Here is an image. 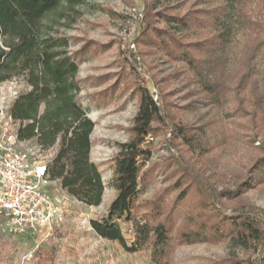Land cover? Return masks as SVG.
<instances>
[{
    "label": "trees",
    "instance_id": "1",
    "mask_svg": "<svg viewBox=\"0 0 264 264\" xmlns=\"http://www.w3.org/2000/svg\"><path fill=\"white\" fill-rule=\"evenodd\" d=\"M167 1H175L174 10H181L194 0ZM197 1L199 7L210 3L218 6L172 16L146 11L138 42L183 64L200 94L212 105L248 119L253 132L249 143L256 155L245 170L233 176L206 158L203 164L210 171L206 176L191 165L195 160L192 153L202 143L200 130L177 123L161 92L139 86L131 138L119 143L115 157L110 187L116 197L106 214L93 219L90 226L98 237L118 243L129 254L146 252L151 264H170L172 253L180 246L226 242L252 256L228 257L212 264H264V210L246 197L252 191L264 190V89L259 85L264 0ZM86 2L0 0V84L20 80L25 86L7 111L18 127L17 141L32 143L44 153L55 150L47 163L49 181L58 183L75 201L93 208L103 204L107 187L99 166L91 159L95 122L78 99L84 88L78 78L80 67L87 62L88 48L93 47L72 53L77 40L60 31L79 20V8ZM160 22L166 28L159 27ZM204 31L208 37L187 40L188 34L199 36ZM231 104L237 107L229 110ZM166 130V141L172 136L171 141L178 140L186 148L171 147L170 159L163 165L180 176L172 188L144 201L155 173V168L146 170L153 160V141ZM208 145L203 146V152ZM207 154L209 151L204 157ZM215 182L222 186L221 191ZM193 191L196 201L175 235L180 210ZM175 192L176 200L168 207L167 199Z\"/></svg>",
    "mask_w": 264,
    "mask_h": 264
},
{
    "label": "rangeland",
    "instance_id": "2",
    "mask_svg": "<svg viewBox=\"0 0 264 264\" xmlns=\"http://www.w3.org/2000/svg\"><path fill=\"white\" fill-rule=\"evenodd\" d=\"M86 1L79 8V20L70 29L60 31L77 40L71 49L72 53L88 46L93 47L88 48L87 62L80 67L78 78L83 81L84 88L78 99L87 111V116L95 122L91 136V159L99 166L107 187L103 204L87 207L69 197L58 183L48 184V195L59 210L57 221L41 236L17 237L9 233L4 220L0 219V264H151L146 252L129 254L118 243L98 237L90 226L93 219L106 214L116 197V191L110 187L114 178L115 157L119 143H126L131 138L133 120L139 108L136 95L139 86H148L154 93L161 92L162 99L177 123L200 130L202 143L192 153L195 160L191 165L196 170H202L206 176L210 173L207 169L209 166L203 164L206 158L208 163L217 165L220 171L233 176L238 170H245L244 166L256 155L253 145L249 143L253 132L248 119L212 105L208 97L200 94L183 64L172 61L157 48L138 42L146 21V11L155 16L159 13L186 15L201 7L214 8L218 6L216 3L199 7V1L194 0L181 10H174L176 2L167 0L161 3L159 0ZM158 26L166 28L165 23L160 22ZM207 35L208 32L204 31L202 35L188 34L186 37L187 40L196 41ZM261 67L263 73L259 85L264 89V55ZM24 87L20 80L0 84V138L3 134L12 138L17 135L18 127L7 117V111L17 94L25 90ZM236 107V104H231L228 109ZM168 132L164 131V135L153 141V160L146 170L155 168V173L149 180V189L143 195L144 201L153 200L164 189L172 188L180 176L163 166L170 159L171 147L186 149L178 140L171 141L172 136L167 137L166 141ZM207 142L210 143L206 150L209 154L204 157L206 152H203V146ZM15 146L31 159L37 157L45 162L55 152H40L28 142H18ZM200 153H203L202 157ZM187 183L183 181L185 187ZM213 184L219 191L222 190V186L216 182ZM194 193L188 196L185 206L180 210L175 235L184 224L189 207L196 201ZM177 195L175 192L168 197V207L172 206ZM246 197L249 203L264 210V190L252 191ZM251 256L241 247H234L227 242L219 245L196 244L175 248L170 264H212L223 262L228 257L248 259Z\"/></svg>",
    "mask_w": 264,
    "mask_h": 264
},
{
    "label": "built area",
    "instance_id": "3",
    "mask_svg": "<svg viewBox=\"0 0 264 264\" xmlns=\"http://www.w3.org/2000/svg\"><path fill=\"white\" fill-rule=\"evenodd\" d=\"M18 142L17 136L3 134L0 138V219L14 236H41L59 216L46 190L52 183L47 175L48 162L31 159L17 149Z\"/></svg>",
    "mask_w": 264,
    "mask_h": 264
}]
</instances>
